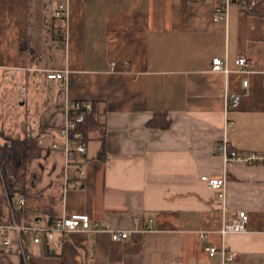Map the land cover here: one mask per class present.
<instances>
[{"label": "crops", "instance_id": "crops-1", "mask_svg": "<svg viewBox=\"0 0 264 264\" xmlns=\"http://www.w3.org/2000/svg\"><path fill=\"white\" fill-rule=\"evenodd\" d=\"M60 3L67 20L56 16ZM222 4L0 0V144L34 139L48 156L33 181L42 195L29 204L53 196L58 213L43 222L86 214L132 232L122 241L62 232L61 246L28 240L25 258L0 251V264H264V164L225 168L219 150L226 140L230 151L264 154V14L233 4L219 19ZM215 58L226 72L213 69ZM227 93L242 96L237 108L226 110ZM74 101L95 104L103 130L77 157L84 179L65 189V155L52 145L64 143ZM162 112L171 125L152 127ZM203 176L226 177L224 200ZM241 211L248 231L223 236V222ZM210 246L238 257H211Z\"/></svg>", "mask_w": 264, "mask_h": 264}, {"label": "built area", "instance_id": "built-area-1", "mask_svg": "<svg viewBox=\"0 0 264 264\" xmlns=\"http://www.w3.org/2000/svg\"><path fill=\"white\" fill-rule=\"evenodd\" d=\"M233 4H238L245 7L250 13L257 12L262 9L264 13V0H223L222 6L218 8L220 14L219 19H224L227 16L229 8ZM56 16L63 20L68 19V6L66 3H60L56 11ZM236 64L241 68H249L250 62L248 58L240 57L236 60ZM226 63L220 59L213 60V69L216 71H227ZM48 79L55 80L63 78L62 72H50L47 74ZM264 80V77H263ZM244 94H247L249 88V80L243 81ZM241 95L226 94V110L237 108L240 105ZM93 103L89 101H74L68 106L67 124L59 130L60 135L64 138L62 145L54 143L52 150L61 151L65 155L64 181L65 189L76 187L85 177V171L76 163L77 157L86 153V143L84 135L77 132V125L71 120L70 114L73 111L83 110L91 111ZM224 156L225 168H228L237 163L245 164H264V154H240L236 151H230L227 141L219 148ZM204 181L211 189L218 192L220 199L226 198V177L209 178L203 176ZM80 180V181H79ZM8 210L5 219L0 223V251L3 252H21L25 256V244L28 240L39 244L43 239H47L55 246H61V242L57 240V234L62 232L74 231H96L110 232L114 241H122L131 237V231H113L109 224L100 221H92L89 215L86 214H65L63 216L52 218L50 222H43L40 219L26 222L24 219H18L15 206L8 199ZM21 211L25 210L26 200L20 198L16 205ZM140 221V217L136 218ZM248 231L247 214L244 211L237 212L230 220H225L221 228V234L227 236L229 234L246 233ZM201 238H206L205 233L200 234ZM207 253L211 257H216L219 253L223 260H234L238 257V253L228 251L225 247L222 251L215 246L207 248ZM26 263V260H25Z\"/></svg>", "mask_w": 264, "mask_h": 264}, {"label": "trees", "instance_id": "trees-1", "mask_svg": "<svg viewBox=\"0 0 264 264\" xmlns=\"http://www.w3.org/2000/svg\"><path fill=\"white\" fill-rule=\"evenodd\" d=\"M257 13L264 14L262 9H259ZM101 117L102 114L95 104L91 111L78 110L70 114L71 120L77 125V132L84 135L85 143L89 140L91 133L103 130ZM150 125L165 129L171 125V121L167 118V114L162 112L155 115ZM47 157L46 150L44 151L34 139L11 140L0 144V223L6 217L8 199L15 206L18 219L28 218V221H31L58 213L53 196H50L47 205L31 206L29 204L30 201L42 195V191L38 192L39 190L33 188V181L36 171L41 170ZM61 191L63 194V189ZM19 197L26 200L24 211L16 207Z\"/></svg>", "mask_w": 264, "mask_h": 264}, {"label": "rangeland", "instance_id": "rangeland-1", "mask_svg": "<svg viewBox=\"0 0 264 264\" xmlns=\"http://www.w3.org/2000/svg\"><path fill=\"white\" fill-rule=\"evenodd\" d=\"M20 198H22V197H19L18 199H20Z\"/></svg>", "mask_w": 264, "mask_h": 264}]
</instances>
